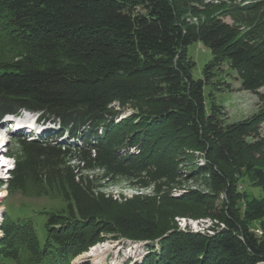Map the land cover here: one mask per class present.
Wrapping results in <instances>:
<instances>
[{
  "label": "trees",
  "instance_id": "obj_1",
  "mask_svg": "<svg viewBox=\"0 0 264 264\" xmlns=\"http://www.w3.org/2000/svg\"><path fill=\"white\" fill-rule=\"evenodd\" d=\"M230 1H238L229 16L244 32L205 16L208 4L199 0H0V36L10 43L9 60H0V117L35 112L54 126L52 139H68L58 148L46 139L22 141L24 160L10 171L9 192L30 180L76 200L82 184L63 166L75 149L84 170L131 175L172 154L224 193L220 206L213 195L182 199L204 209L199 217L216 223L212 234L179 231L167 220L185 216L145 208L123 215L92 206L78 212L80 221L51 216L43 244L29 250L36 264H70L106 234L158 240L141 264H264V201L239 212L232 195L236 177L264 190V0ZM195 43L211 55L197 80L188 56ZM224 63L240 90L262 104L239 122L225 121L205 94ZM257 220L261 236L248 229ZM31 229L30 220L5 217L0 264L19 262V239Z\"/></svg>",
  "mask_w": 264,
  "mask_h": 264
},
{
  "label": "rangeland",
  "instance_id": "obj_2",
  "mask_svg": "<svg viewBox=\"0 0 264 264\" xmlns=\"http://www.w3.org/2000/svg\"><path fill=\"white\" fill-rule=\"evenodd\" d=\"M199 1L208 4L205 16H219L227 24L236 26L242 32L245 31L229 16L231 6L238 4V1ZM226 10H229L228 13H225ZM9 44L6 37L0 36V60H9L6 56ZM188 56L195 63L192 71L193 79H201L203 68L210 61V52L195 43L188 47ZM211 80L210 85L205 89V94L222 107L225 121L239 122L261 110L262 104L258 97L240 90L239 82L226 63L222 64L219 70L212 71ZM22 114L24 113L14 115L22 119ZM7 117L11 116L0 117V226L7 216L12 221L30 220L33 228L27 232L28 237L25 238V235L27 236L25 233L19 239L22 244L20 248L18 246L19 262L16 264H36L37 260L31 256L29 250L31 248L35 250L36 245L43 244L46 237L45 223L49 217L57 216L80 221L78 212L92 206L93 209L99 208L111 214L124 215L137 208L155 210L165 218L171 214H181L185 217L167 220V223L175 224L182 232L212 234V227L216 223L209 218H200L199 216L206 214L204 209L183 204L182 199L193 194L213 195V199L217 196L213 200L214 206H220L224 200V193L208 177L191 172V163L172 154L164 160L157 161L155 166L150 165L131 175L121 171L109 172L103 167L84 170L82 165L78 166L77 150L72 149L63 159V166L75 169L73 170V173H76L75 180L82 184V187L80 186L75 192L76 200L68 192L60 191L56 186L30 180L26 181L21 190L9 192L5 183L10 179V171L16 162L24 160L22 141H31L32 137L35 140L46 139L52 144L54 142L53 146L58 148L60 142L64 143L68 139L67 136L59 137L58 140L52 139L50 131L54 130L53 126L47 122H39V117L36 119L32 116L27 120L36 129L33 134L30 133L31 127L27 126L26 122L16 126V121L6 119ZM259 134L264 136V123L259 126ZM198 163L201 164V161L198 160ZM234 183L232 195L239 212L253 201H264V190L259 189L247 177H236ZM248 229L258 236L262 235L258 220L249 222ZM2 239L3 233L0 230V240ZM98 240L85 251L77 252L70 264H141L149 248L158 249V240L134 242L112 234L102 235ZM99 246H108L109 250L95 258L89 256L92 250ZM1 264L15 263L3 261Z\"/></svg>",
  "mask_w": 264,
  "mask_h": 264
},
{
  "label": "bare ground",
  "instance_id": "obj_3",
  "mask_svg": "<svg viewBox=\"0 0 264 264\" xmlns=\"http://www.w3.org/2000/svg\"><path fill=\"white\" fill-rule=\"evenodd\" d=\"M6 119H10L11 121H16L15 122V125L17 126V125H23V123H25V121L24 120H26V119H21V118H16V117H7ZM23 122H22V121ZM43 127H46V126H44V125H42ZM25 131H26V129H25ZM24 131V132H25ZM33 131V130H32ZM1 145V144H0ZM3 165V164H2ZM2 167V166H1ZM3 169V168H2ZM109 250V247L108 246H99V247H96L94 250H92V252L89 254V256H91V257H96V256H99V255H101V254H103V253H105V251H108ZM86 256V255H85ZM85 259V258H84Z\"/></svg>",
  "mask_w": 264,
  "mask_h": 264
},
{
  "label": "water",
  "instance_id": "obj_4",
  "mask_svg": "<svg viewBox=\"0 0 264 264\" xmlns=\"http://www.w3.org/2000/svg\"><path fill=\"white\" fill-rule=\"evenodd\" d=\"M135 242V241H134Z\"/></svg>",
  "mask_w": 264,
  "mask_h": 264
}]
</instances>
